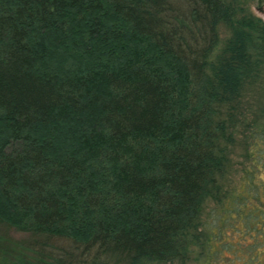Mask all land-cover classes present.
<instances>
[{"label":"trees","instance_id":"1","mask_svg":"<svg viewBox=\"0 0 264 264\" xmlns=\"http://www.w3.org/2000/svg\"><path fill=\"white\" fill-rule=\"evenodd\" d=\"M189 262L264 264V21L0 0V264Z\"/></svg>","mask_w":264,"mask_h":264},{"label":"rangeland","instance_id":"2","mask_svg":"<svg viewBox=\"0 0 264 264\" xmlns=\"http://www.w3.org/2000/svg\"><path fill=\"white\" fill-rule=\"evenodd\" d=\"M247 2V7L249 9V11L255 15L258 16L259 18H261L264 21V0H246ZM217 32H218V36H219V45L222 44V42L226 39V37L229 34V31L227 29V27L223 24H218L217 26ZM243 144L238 141L233 148L231 149L230 152V157H231V167H230V172L228 173V175H226V179H225V186H229L232 184L233 180L237 177V173H236V169H239L240 167V163L244 164V157H243ZM210 204V203H208ZM10 233L11 235H13L14 237H18L21 238L23 236H25L24 232H21L17 229L14 228H10ZM188 264H193V262H189Z\"/></svg>","mask_w":264,"mask_h":264}]
</instances>
